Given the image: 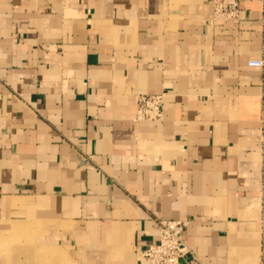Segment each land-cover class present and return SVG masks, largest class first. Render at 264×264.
Masks as SVG:
<instances>
[{"label":"crops","instance_id":"obj_1","mask_svg":"<svg viewBox=\"0 0 264 264\" xmlns=\"http://www.w3.org/2000/svg\"><path fill=\"white\" fill-rule=\"evenodd\" d=\"M0 0V264H261L264 0ZM163 95V117H137Z\"/></svg>","mask_w":264,"mask_h":264},{"label":"built area","instance_id":"obj_2","mask_svg":"<svg viewBox=\"0 0 264 264\" xmlns=\"http://www.w3.org/2000/svg\"><path fill=\"white\" fill-rule=\"evenodd\" d=\"M213 20L237 23L239 17L238 0H213ZM250 67L262 68L264 61H250ZM139 120L159 121L163 117V95H141L138 99ZM264 224V191L262 196V216ZM188 222L183 220L160 221L157 224L159 238L147 244L142 257L147 264H198L191 259L192 253L186 242Z\"/></svg>","mask_w":264,"mask_h":264},{"label":"rangeland","instance_id":"obj_3","mask_svg":"<svg viewBox=\"0 0 264 264\" xmlns=\"http://www.w3.org/2000/svg\"><path fill=\"white\" fill-rule=\"evenodd\" d=\"M259 236H260V244H259V249L258 253L261 256V264H264V224L260 222L259 225Z\"/></svg>","mask_w":264,"mask_h":264}]
</instances>
